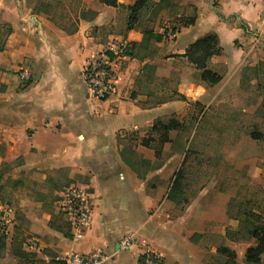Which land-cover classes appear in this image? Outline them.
I'll use <instances>...</instances> for the list:
<instances>
[{
  "label": "crops",
  "instance_id": "obj_1",
  "mask_svg": "<svg viewBox=\"0 0 264 264\" xmlns=\"http://www.w3.org/2000/svg\"><path fill=\"white\" fill-rule=\"evenodd\" d=\"M82 2L93 15L79 17L72 29L33 14L24 0H0V25L10 30L0 53V162L9 163L13 179L38 182L53 175L65 179L67 186L87 191L92 208L84 235L75 238L67 225L71 237H65L60 228L66 220L59 206L48 212L44 197L34 198L29 191L22 210L28 225L25 248L34 241L36 249L29 250L45 261L70 251H103L110 256L106 264H140V255L149 249L159 257L155 264H222L216 243H205L214 239L235 252L237 264H246V251L255 241L226 238L236 221L229 219L224 206L198 197L182 215L170 217L175 207L168 199L173 185L170 166L178 155L169 157L160 169L151 167L142 179L123 160L126 140L119 137L134 133L138 140L134 150L153 165L154 153L139 140L159 119L179 115L187 107L180 100L166 101L171 76L179 71L174 63L185 64L178 92L189 101L222 103L228 92H241L247 82L245 68L264 62V0H184L176 17H186L184 7L191 4L197 19L175 36L170 34L175 23L165 18L169 10L164 9L149 28L157 35L169 29L167 37L130 49L119 66L117 91L105 101L96 100L87 87L88 60L106 51L114 56L120 42L140 44L144 36L140 29L125 30L126 8L135 0H118L117 8L98 0ZM106 29L111 30L101 33ZM208 33L217 35L221 48V54L208 62V68L222 76L214 87L194 83L190 73L198 71L183 58L188 47ZM148 68L154 75L147 73ZM23 73L34 83L20 91ZM161 98L164 101L158 104ZM156 175L160 176L155 184L151 181ZM191 228L199 235L196 242L191 241ZM128 235L136 244L124 251L119 244Z\"/></svg>",
  "mask_w": 264,
  "mask_h": 264
},
{
  "label": "rangeland",
  "instance_id": "obj_2",
  "mask_svg": "<svg viewBox=\"0 0 264 264\" xmlns=\"http://www.w3.org/2000/svg\"><path fill=\"white\" fill-rule=\"evenodd\" d=\"M24 1L33 14L46 15L61 27L73 29L79 17L83 19L93 15L91 11L83 9L82 0ZM183 1L170 0L174 7L168 9V15H165V18L168 17L171 22L178 19L176 12L178 13L179 4ZM215 5L219 6L217 1ZM184 9L186 18L193 15V5H186ZM149 16V13L144 14V20L149 19ZM1 26H3V33L9 30L8 25ZM118 28L122 30V25ZM107 30L111 29L102 30L101 33ZM174 67L179 71L173 72L171 82L168 84L171 90L168 94L171 96L178 92L182 85L180 72L185 64L177 62L174 63ZM219 68L223 70L222 65ZM147 73L154 75V71L149 68ZM243 74V80L247 79V82H243L241 92H228L222 103L207 105V102L204 104L188 100L186 109L181 114L174 115L183 125L180 130L174 131L172 138L170 135L171 142L164 146L153 143L149 148L155 156L154 163L151 165L154 169H160L169 157L178 155L170 166L173 182L175 175L185 163V178L182 184L185 189L183 194L188 204L180 205V207L174 205L173 212L170 214L171 218L182 215L184 212L181 213V208L185 211L198 197L202 198L201 201L210 202L211 205L224 206L227 214L236 218H242L240 210L252 211L253 214L264 213V62H252V65L245 68ZM190 77L194 83L200 82V73H190ZM254 134H260L261 138L253 140ZM152 136L159 140V135L153 132H149L145 139ZM129 138L125 141L124 151L131 158L129 150H134L138 145L134 144L132 149H129L132 144ZM142 142L143 139L139 140V143ZM138 157L143 158L144 155L138 154ZM170 171L166 173L167 178L170 176ZM159 176L156 175L151 182L156 184ZM67 185L69 183L57 175L38 182L26 181L21 177L13 179L9 177V163L0 162V208L5 212L0 232L7 236V247L4 252H1L0 264H18V261L10 255L9 245L13 241L26 243L24 234L28 225L22 210L26 204L28 192L32 191L34 198L44 197L46 211L53 212L56 204L59 206L65 189L70 188ZM227 231L234 232V235L239 238H245L248 235V227L243 220L236 221ZM190 236L191 241L196 242L199 237L196 234V228H191ZM205 243L210 245L216 243V247L223 246L221 240L207 239ZM229 260V257L223 256L222 264H228Z\"/></svg>",
  "mask_w": 264,
  "mask_h": 264
},
{
  "label": "trees",
  "instance_id": "obj_3",
  "mask_svg": "<svg viewBox=\"0 0 264 264\" xmlns=\"http://www.w3.org/2000/svg\"><path fill=\"white\" fill-rule=\"evenodd\" d=\"M100 3L108 7H119L118 0H98ZM173 8V4L170 0H135L132 6H128V19L126 23V31L132 29H140L143 33V42L140 44H130L126 55H130V49L144 47L146 43L151 41L161 42L163 37L169 33V29H166L164 34H155L153 29L149 28V24L153 23L159 13L164 9ZM48 13V11L46 12ZM149 13V19L144 20V14ZM172 17V14H171ZM197 19L196 9L194 8L193 15L191 17H184L175 19L173 23L174 26L171 28L170 34L175 36L180 32L182 28H186L195 24ZM3 26L0 25V53L4 50L6 38L10 34V30H7L3 33ZM167 37V36H166ZM221 54V48L219 47V39L215 33H208L197 40L195 43L191 44L186 54L183 56L188 63L200 73V81L206 84L209 87H214L218 85L222 79V76L218 73L212 71L208 68V62L214 56ZM34 83L30 77L28 81H22L20 84V91L26 90L29 86ZM180 100L183 102H188V99L180 94L175 92L173 96L167 98L166 101ZM164 98L158 99V104L163 103ZM182 123L176 119L175 116H172L168 119H159L151 129V132L155 135H159V140L155 136L144 139L142 145L146 148H151L153 143H158L161 146H164L171 142L170 134L171 132L178 131L182 127ZM131 137V138H129ZM134 133L127 134V137L120 138L119 140L131 139L132 144L130 148L132 149L133 145L138 144V140L135 138ZM261 138L260 134L252 135L253 140H259ZM3 150L0 148V153ZM131 158L128 157L127 153L123 150L122 156L125 163L137 174L139 178H145L146 173L151 169V163L148 160H145L142 157H138V154L135 150H129ZM185 163L182 165L181 169L175 175V180L168 194V199L175 204V206L188 204V200L183 194L185 190L182 184V180L185 178ZM181 213L184 212V208H181ZM240 215L242 218L232 217L231 214H228L229 219L234 221H244V224L248 227V235L245 238H239V236L234 235V232L229 233L226 231V238L233 242L240 241H255V246L250 247L246 251L245 263L246 264H261V256L264 254V213L253 214L252 211H242L240 210ZM63 217V214H61ZM59 220V218H57ZM256 221V222H255ZM52 225V222H51ZM69 225L62 224L60 231L65 235V237H71L69 232L65 228ZM70 228V227H69ZM25 241L17 243L13 241L10 244V255L18 261V264H63L56 260L45 261L38 257L35 252L29 251L25 248ZM7 247V236L5 233L0 232V255L1 252L5 251ZM218 253L222 256H227L230 258L228 264H237L236 254L230 249L221 246L218 248ZM139 263L142 264L141 260Z\"/></svg>",
  "mask_w": 264,
  "mask_h": 264
},
{
  "label": "built area",
  "instance_id": "obj_4",
  "mask_svg": "<svg viewBox=\"0 0 264 264\" xmlns=\"http://www.w3.org/2000/svg\"><path fill=\"white\" fill-rule=\"evenodd\" d=\"M128 47L127 44L120 42L117 52H112L114 56L108 54L111 51H106L88 60L84 76L87 87L96 100L105 101L116 93L119 66L126 56ZM20 78L24 82L28 81L30 76L28 73H23ZM59 210L69 224L71 234L75 238L82 237L92 215L91 199L87 191L77 187L65 189V192L61 195ZM4 213L0 208V225L5 219ZM135 244V237L128 235L120 241L119 245L122 250L130 251ZM36 246L37 243L32 241L29 249L34 250ZM55 260L63 264H106L110 260V256L103 251H95L90 254L70 251L57 256ZM139 260L142 264H155L158 263L159 257L153 251L146 249L140 255Z\"/></svg>",
  "mask_w": 264,
  "mask_h": 264
}]
</instances>
